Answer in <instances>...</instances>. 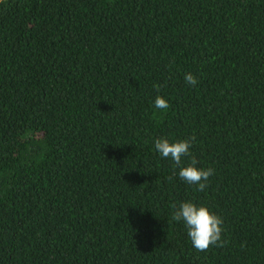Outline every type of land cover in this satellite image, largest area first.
Returning a JSON list of instances; mask_svg holds the SVG:
<instances>
[{
    "label": "trees",
    "instance_id": "obj_1",
    "mask_svg": "<svg viewBox=\"0 0 264 264\" xmlns=\"http://www.w3.org/2000/svg\"><path fill=\"white\" fill-rule=\"evenodd\" d=\"M0 264H264V0H0Z\"/></svg>",
    "mask_w": 264,
    "mask_h": 264
},
{
    "label": "clouds",
    "instance_id": "obj_2",
    "mask_svg": "<svg viewBox=\"0 0 264 264\" xmlns=\"http://www.w3.org/2000/svg\"><path fill=\"white\" fill-rule=\"evenodd\" d=\"M189 85H196L197 79L187 73L184 77ZM159 91L160 86H155ZM154 106L157 109L166 110L169 107L167 99L157 95L154 101ZM195 137H189L183 140L171 141L167 137L157 138L154 141L155 149L162 158H170L175 165L179 167V177L189 185H197L199 191L206 188V182L209 177L214 174L212 168H199L195 158L190 162L185 163L183 157L190 156V148ZM172 220L183 221L187 228V235L190 238L193 247L197 251H207L213 245L222 246L221 233L223 231V220L221 217L210 211L203 205H197L194 202H182L174 211Z\"/></svg>",
    "mask_w": 264,
    "mask_h": 264
}]
</instances>
